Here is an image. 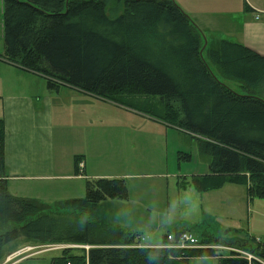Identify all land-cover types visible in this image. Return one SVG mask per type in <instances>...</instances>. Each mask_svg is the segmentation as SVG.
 <instances>
[{"label": "trees", "instance_id": "16d2710c", "mask_svg": "<svg viewBox=\"0 0 264 264\" xmlns=\"http://www.w3.org/2000/svg\"><path fill=\"white\" fill-rule=\"evenodd\" d=\"M119 2L120 12L111 15L109 0H3L0 56L44 75L51 90L72 87L189 133L209 160V171L192 177L197 191L230 183L246 186L250 199H264V55L224 38L206 43L176 0ZM205 50L221 75L237 81L244 93L217 76ZM5 139L0 118V229L6 230L1 241L6 236L7 241L94 246L66 248L51 264H189L197 257H219V264L260 263L213 247L224 244L264 261L261 242L237 246L211 235L199 240L207 245L203 248L135 246L138 234L107 222L104 214L111 201L129 198L123 177L87 179L85 197L55 205L16 196L7 183ZM83 157L75 155L76 174L83 173Z\"/></svg>", "mask_w": 264, "mask_h": 264}, {"label": "rangeland", "instance_id": "374dc122", "mask_svg": "<svg viewBox=\"0 0 264 264\" xmlns=\"http://www.w3.org/2000/svg\"><path fill=\"white\" fill-rule=\"evenodd\" d=\"M119 1L109 0V14L120 12ZM176 2L182 7L184 4H198L199 0ZM232 2L238 7L243 0ZM260 2L264 6V0ZM220 38L222 37L218 36L214 40ZM4 44V4L0 0V51ZM204 55L220 79L234 90L245 92L237 81L221 75L218 67L209 59L207 50ZM44 77L25 76L24 83L33 84L42 90L49 89ZM49 91L54 96L56 145L61 163L70 161L76 173L75 152L79 149H86L88 152V167L84 173L86 178L82 180L85 191L76 196L85 197L87 179H93L94 175L123 177L127 181L129 200H114L112 207L104 212L107 222L137 233V239L139 236L145 237L143 245H165L167 235L179 231H186L199 240L204 235L224 238L237 246L242 243H248L252 247H256L258 242L264 244V199H250L246 186L238 184L227 183L207 192H199L194 188L192 177L207 173L209 160L200 153L197 141L189 133L131 107L112 105L103 99H91L84 105H78L73 100L80 99L81 95L68 90L66 86H62L61 90ZM78 120L82 124L83 120L86 123L103 121L106 127L114 128H107L102 140L94 145L90 140L85 141L83 134L88 136L96 128L88 125L90 129L85 130L86 126H76ZM121 128L135 130L126 133ZM182 152L189 153L190 160L185 159L183 156L186 155ZM68 185L60 182L57 187L63 190ZM30 189L38 190L37 184L31 183ZM35 191L31 193L35 194ZM56 202L58 201L48 203L55 205ZM5 231L0 229V236ZM4 239L1 241L0 238V264H9L5 262L6 257L18 250L42 245L26 239L11 238L7 241L6 236ZM40 250L42 249H25L19 258L27 257L15 264H51V259L61 252L43 251L36 254ZM230 251L222 252L228 255ZM219 260V257H197L191 258L189 264H219ZM258 261L259 264H264L262 259Z\"/></svg>", "mask_w": 264, "mask_h": 264}, {"label": "crops", "instance_id": "0c3cea01", "mask_svg": "<svg viewBox=\"0 0 264 264\" xmlns=\"http://www.w3.org/2000/svg\"><path fill=\"white\" fill-rule=\"evenodd\" d=\"M182 8L203 31L206 43L209 39L214 41L215 37L221 36L243 43L264 55V6L260 0H243L238 7L232 0H199L198 4H184ZM3 52L4 46L0 53ZM25 76L43 75L25 70L0 56V118L6 123V175L9 191L16 196L36 198L47 203L78 198L76 195L85 191L82 180L86 178L84 173L88 167V152L86 149H79L74 154L84 155L83 174L74 173L70 161L61 163L56 145L54 96L49 89L42 90L33 84H25ZM68 90L81 95L80 99L73 100L78 105H84L91 99H100L72 87H68ZM78 122L79 120L76 121V126H86L85 130L90 129L88 125L96 128L88 136L83 134L85 141L90 140L94 145L102 140L107 128H114L106 127L103 121L86 123L83 120V124ZM121 129L126 133L135 130ZM166 145L167 143L165 149ZM95 178L102 177L94 175L93 179ZM60 182L68 183L67 189H58ZM31 183H36L38 190H29ZM31 191H35V194ZM113 202L114 200L105 206L106 211L112 207ZM221 246L230 247L226 244Z\"/></svg>", "mask_w": 264, "mask_h": 264}, {"label": "built area", "instance_id": "2783aa9c", "mask_svg": "<svg viewBox=\"0 0 264 264\" xmlns=\"http://www.w3.org/2000/svg\"><path fill=\"white\" fill-rule=\"evenodd\" d=\"M84 164L83 162L80 163V167H83ZM138 242L135 244V246L138 247H142L143 245V241H145V237H140L139 239H137ZM94 247L93 245H89V244H80V243H64V242H56V243H43L42 245H36V246H27L25 249L26 250H34V249H39L41 248L42 250L36 252V254L43 252V251H62L66 248H73V249H85L86 251H88L90 248ZM160 247H164V248H187V247H207V245L201 244L199 239L197 237H195L194 235L187 233L186 231H181L180 233H176V234H169L167 235V242L165 245H162ZM214 248H218V249H226V250H235L238 251L241 256L245 257L247 260H249L250 262L253 259H257L259 260V258L257 256H255L253 253L249 252V251H245V250H241V249H235L232 247H225V246H213ZM18 250L10 255H8L6 257V263L9 264H15L16 262H18L20 259H22L23 257H27V256H23L21 258H19L20 254L25 250ZM17 260V261H16ZM68 264H72V263H68Z\"/></svg>", "mask_w": 264, "mask_h": 264}]
</instances>
